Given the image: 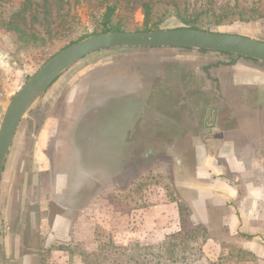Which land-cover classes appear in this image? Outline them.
<instances>
[{"label":"rangeland","instance_id":"obj_1","mask_svg":"<svg viewBox=\"0 0 264 264\" xmlns=\"http://www.w3.org/2000/svg\"><path fill=\"white\" fill-rule=\"evenodd\" d=\"M109 6L113 30L193 27L264 40V0H0V114L51 56L103 32ZM115 49L65 72L22 122L1 184L0 264H264V253L245 248L240 234L208 246L211 232L181 195L193 192L182 184L209 134L264 144V69L248 60L214 66L205 55ZM204 63L201 79L184 82L186 66ZM130 108L146 117L145 134L128 142V159L139 146V161L80 196L92 188L76 155L79 141L92 137L84 124ZM89 176L100 174L90 168Z\"/></svg>","mask_w":264,"mask_h":264},{"label":"crops","instance_id":"obj_2","mask_svg":"<svg viewBox=\"0 0 264 264\" xmlns=\"http://www.w3.org/2000/svg\"><path fill=\"white\" fill-rule=\"evenodd\" d=\"M219 131L202 140L195 173L182 184L194 193L184 190L181 195L194 221L211 232L208 246L216 244V237L236 233L245 248L262 256L264 144H244Z\"/></svg>","mask_w":264,"mask_h":264},{"label":"water","instance_id":"obj_3","mask_svg":"<svg viewBox=\"0 0 264 264\" xmlns=\"http://www.w3.org/2000/svg\"><path fill=\"white\" fill-rule=\"evenodd\" d=\"M190 48L229 53L264 63V40L242 34L193 27L145 31L110 30L89 35L51 56L13 97L1 106L0 192L9 155L22 122L31 117L48 89L65 72L89 55L115 48ZM4 223L0 213V247L4 249Z\"/></svg>","mask_w":264,"mask_h":264},{"label":"flooded vegetation","instance_id":"obj_4","mask_svg":"<svg viewBox=\"0 0 264 264\" xmlns=\"http://www.w3.org/2000/svg\"><path fill=\"white\" fill-rule=\"evenodd\" d=\"M129 48V47H128ZM119 50L122 49L126 51H135L139 48L133 49H126L125 48H118ZM113 49L111 51H114ZM142 50V49H139ZM143 50H152V51H164V52H171V51H178L177 53L189 55L193 54L196 56H206L211 59H216L218 62L215 65H224V64H234L240 61H251L254 64L262 67L264 69V63L252 60L251 58L245 57H236L229 53L218 52V51H207V50H193L190 48H145ZM122 51V52H124ZM95 54H92L84 59H89L90 57H94ZM82 59L81 61H83ZM258 62V63H257ZM210 66V65H209ZM208 64H200L196 67L193 66H186L182 70V78L184 82H194L196 83L198 79H201L202 74L208 69ZM59 79V78H58ZM57 79V80H58ZM56 80V81H57ZM53 87V86H52ZM132 108H130L131 110ZM139 109V108H138ZM132 109V111L125 110L126 113L122 115H115L113 113L106 114V116H102L101 113L94 114L91 120L86 122L85 129L87 131H92V137L89 139L80 140L77 145V159L79 163V167H81V161L85 160V164L87 169L82 171L79 169V173L84 175L85 181L89 182L90 187L92 188H83L80 191V196L84 193L93 190L95 185L98 183H102L103 179L110 175L113 176L115 174H119L118 172H123L124 168H129L130 166L133 167L134 163L139 161L140 156V148L139 146L135 147L134 155L131 159H128V145L132 144L131 140L139 142L140 136L144 135V123H145V112L140 108ZM35 111V110H34ZM33 111V112H34ZM96 113V112H95ZM33 114V113H32ZM37 119V118H36ZM236 117H229L227 120V124H230L234 121ZM37 123V120H36ZM83 125V126H84ZM82 126V127H83ZM87 140V142H86ZM15 143V142H14ZM88 144H91L89 149H87ZM14 146V145H13ZM89 151V153H88ZM87 152V153H86ZM136 155V156H135ZM143 157V155H142ZM90 168L96 170L97 175L95 179L91 178L90 175ZM79 174V175H80ZM103 175V176H102Z\"/></svg>","mask_w":264,"mask_h":264},{"label":"trees","instance_id":"obj_5","mask_svg":"<svg viewBox=\"0 0 264 264\" xmlns=\"http://www.w3.org/2000/svg\"><path fill=\"white\" fill-rule=\"evenodd\" d=\"M143 8H144V11H145V13H146V17H148V15H149V12H150V6L148 5V4H143ZM115 11V6H109L108 7V9H107V12H106V21H105V24H104V31H110V30H113V28H111L110 27V25L108 24V20H109V18H110V16H111V14L113 13ZM12 29L13 30H15L16 32H20V33H22V34H24L25 33V30L24 29H22V28H20L19 26H17V25H15V26H13L12 27ZM114 30H120L118 27L117 28H115ZM31 37H35L34 36V34H32L31 35ZM85 37H87V36H84L83 38H85ZM83 38H81V39H83ZM80 40V39H79ZM74 43V42H73ZM72 44V43H71ZM128 50V49H133V48H131V47H127V48H125V50ZM120 50H122V49H120ZM252 60H254V59H252ZM255 61H257V60H255ZM259 62V61H258ZM257 62V63H258ZM262 63V62H261ZM51 89V88H50ZM50 89H48V91L50 90ZM47 91V92H48ZM47 94V93H46Z\"/></svg>","mask_w":264,"mask_h":264}]
</instances>
